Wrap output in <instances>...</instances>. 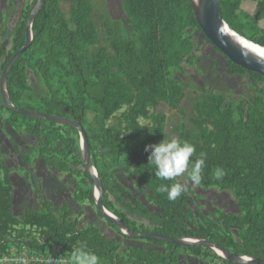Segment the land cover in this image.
Instances as JSON below:
<instances>
[{
    "label": "trees",
    "instance_id": "obj_1",
    "mask_svg": "<svg viewBox=\"0 0 264 264\" xmlns=\"http://www.w3.org/2000/svg\"><path fill=\"white\" fill-rule=\"evenodd\" d=\"M38 1H28L14 31L12 51L6 53L0 43V76L24 47L28 20ZM242 1L220 0L221 18L234 33L264 48V30H258V24L264 21V0L256 2L255 17L248 25L242 21ZM121 3L136 42L125 41L106 27L108 47L96 48L98 32L89 0H42L31 23L32 41L6 74L7 98L14 109L3 105L0 91V111L9 114L7 121H19L37 139V148L29 149L31 154L22 153L17 146L14 151L26 165L36 158L56 173L80 178L87 190L78 186L74 199L94 204V180L81 161L79 132L69 125L28 117L16 110L75 123L88 142L90 163L102 188V207L131 233L207 241L235 257L264 263V91L255 89L246 103L237 105V120L223 97L196 94L186 121L167 133V117L160 107L179 111L185 98L184 90L169 78V71L192 60V41L184 34L190 29L200 32L195 12L190 0ZM246 28L255 29L256 36H246ZM26 68L47 89V95L38 97L35 105L21 103L30 90ZM226 70L229 76L247 75L251 82L264 83V78L227 60ZM172 137L195 146L192 160L204 154L198 186L230 192L241 215L194 214L187 192L170 201L165 193L157 191L161 184L171 185L172 181L155 176L145 146ZM216 168L224 172L221 179L213 175ZM118 173L137 177L147 187L146 201L157 208L152 230L133 226L109 199L112 196L142 218L150 215L128 190L112 180ZM10 174L0 155V253L10 244L24 243L35 250L57 248L70 258L76 247L83 246L100 258V264H176L183 250L219 264H233L208 247H180L157 239L149 241L162 251L127 248L120 255L118 243L108 241L97 228L79 230L75 220L69 221L70 211L60 208L56 215L48 201L41 203L39 212L25 209L20 216L14 215Z\"/></svg>",
    "mask_w": 264,
    "mask_h": 264
},
{
    "label": "rangeland",
    "instance_id": "obj_2",
    "mask_svg": "<svg viewBox=\"0 0 264 264\" xmlns=\"http://www.w3.org/2000/svg\"><path fill=\"white\" fill-rule=\"evenodd\" d=\"M28 1L29 0H0V43L4 47L6 53L12 51L14 31L22 20V14L26 11ZM89 1L93 7V20L98 32V43L96 48L108 47L106 27H109L121 39L136 42L137 39L133 31L132 23L123 11L121 0ZM257 1L259 0L242 1L241 9L243 11L242 21L244 25H248L255 17V4ZM65 8H67V4ZM258 30H264V21L258 24ZM243 32L248 37L256 36L257 34H255V29L252 28H246ZM184 36L192 41V60L182 63L180 68L171 69L169 71V78L184 90L185 98L179 111H172L164 106L160 107V112L164 113L167 117V133L170 132L173 126L180 122H184V120L186 121L191 110L192 100L195 95L199 93L223 97L226 104L233 110L234 118L237 120V105L246 103V101L255 94V89L264 91V83L251 82L247 75L229 76L226 70L225 57L219 54L198 30L190 29ZM26 76L30 90L22 97L21 103L23 105H35L38 97L47 95V89L44 82L39 77H36L29 68H26ZM0 88L7 98L4 83ZM8 118L9 114L1 110L0 155L11 171L9 178L11 180L16 203L15 214L23 213V211H21L22 205L19 203L21 201H24L23 203H25L26 206H30L31 210L37 212L42 210L41 203L48 201L53 204L56 215L60 213L57 211V209L60 208L70 211L71 215L69 221L75 220L79 230L87 227H94L97 228L100 234L104 235L108 241L118 243L120 246V255L123 250L127 248L162 251V248L149 240L133 239L126 236V234L116 226L104 220L103 217L101 218L97 211L95 199L94 204L89 203L86 199L76 201L74 195L77 187H81L84 191L87 190V186L80 181V178L72 174L56 173L47 167L42 168L40 162H38L36 158L31 160L30 165H26L14 151V146H17L22 153L31 154L29 149L37 148V139L29 135L25 130V126L19 121L11 123L7 121ZM179 179L180 182H184V178ZM112 180L118 182L128 190L132 196L138 200L140 205L149 210L150 215L148 218H142L131 212L124 204L114 201V198L109 196L117 212L122 213L136 228L143 227L152 230L154 224L151 220L154 219L153 214L157 212V208L148 204L146 201L147 187L141 184L139 178L129 177L125 173L116 174ZM185 192H187L192 199L189 203V208L194 214L201 212L206 216L213 214L219 216L221 213L227 215H241V211L230 192H221L216 189H204L198 185L191 184L187 186ZM124 203L128 202L124 200ZM105 212L108 211L105 210ZM111 215L117 219L113 214ZM233 234H235V231H233ZM212 251L214 252V250ZM176 264L219 263L211 259H205L202 256H195L188 251L180 250L178 253V262Z\"/></svg>",
    "mask_w": 264,
    "mask_h": 264
},
{
    "label": "water",
    "instance_id": "obj_3",
    "mask_svg": "<svg viewBox=\"0 0 264 264\" xmlns=\"http://www.w3.org/2000/svg\"><path fill=\"white\" fill-rule=\"evenodd\" d=\"M191 5L193 7V10L195 12L196 20L198 27L200 29L201 34L203 37L209 42V44L225 59L230 62L231 64L243 69L244 71L248 73H253L257 76H260L264 78V65L252 60L249 57H246L242 53H240L238 50H236L232 45H230L223 37L222 35V26L228 27L222 20L221 14H220V0H200L198 5ZM42 4V0L38 1V4L36 8L33 10L31 13L29 20H28V25L29 28L26 31V37H25V45L20 51H18L11 62L9 63L7 69L3 72L2 77L0 79V87L2 86L3 83H5V78L6 74L12 65V63L21 56V54L26 50V48L30 45L32 41V36L31 34V23L33 20L34 15L36 12L40 9ZM5 85V84H4ZM1 89V88H0ZM1 91V96L3 100V105L7 108L14 109L10 103L8 102V98L5 97L2 89ZM18 113L32 117V118H37V119H42V120H47L51 121L54 123H58L60 125H69L73 129L77 130L80 134L81 138V144L84 145L88 157V162L90 163V152H89V146L88 142L86 139V136L83 132V129L75 124V123H70V122H65L62 119L56 118V117H47L44 115H40L38 113L32 112V111H27V110H16ZM82 161V160H81ZM83 163V162H82ZM84 170L91 175V177L94 180V185L98 190V195L95 196L94 194V199L96 202V207L97 211L103 216L104 220L109 222L110 224L116 226L119 230H121L123 233L126 234V236L131 237L133 239H145V240H150V239H157V240H162V241H167L170 242L176 246L180 247H188V246H194V247H208L213 250V248H216L218 251H220L224 256L225 260L231 262V263H236V264H264L260 263L254 260L251 261H243L242 258L244 257H235L232 255L230 252L210 243L207 241H202V240H195L194 243L191 244H186L183 243L182 240H167L166 238L158 237V236H152V235H134L131 233L120 221L115 219L113 216L110 218L105 214V210L102 207V188L101 185L98 181L97 174L93 176L88 168L84 165ZM96 172V171H95ZM215 253V252H214ZM216 254V253H215ZM217 255V254H216ZM218 256V255H217ZM220 257V256H219ZM222 258V257H221Z\"/></svg>",
    "mask_w": 264,
    "mask_h": 264
},
{
    "label": "clouds",
    "instance_id": "obj_4",
    "mask_svg": "<svg viewBox=\"0 0 264 264\" xmlns=\"http://www.w3.org/2000/svg\"><path fill=\"white\" fill-rule=\"evenodd\" d=\"M149 152L148 162L155 167V176L164 181H172L171 185L161 184L157 191L165 193L170 201L178 199L189 184L199 185L202 180V170L205 166L204 154L201 158L192 160L195 146L188 141L172 137L163 139L155 145H146ZM213 175L221 179L224 172L216 168ZM179 178H184L180 182ZM71 264H100V258L83 246L76 247L70 256Z\"/></svg>",
    "mask_w": 264,
    "mask_h": 264
},
{
    "label": "built area",
    "instance_id": "obj_5",
    "mask_svg": "<svg viewBox=\"0 0 264 264\" xmlns=\"http://www.w3.org/2000/svg\"><path fill=\"white\" fill-rule=\"evenodd\" d=\"M37 244L44 243L37 240ZM0 264H71L70 258L60 249L35 250L24 243L10 244L6 252L0 253Z\"/></svg>",
    "mask_w": 264,
    "mask_h": 264
},
{
    "label": "bare ground",
    "instance_id": "obj_6",
    "mask_svg": "<svg viewBox=\"0 0 264 264\" xmlns=\"http://www.w3.org/2000/svg\"><path fill=\"white\" fill-rule=\"evenodd\" d=\"M190 1H192V4H194V5H198L200 2V0H190ZM222 35H223L224 39L230 45H232L236 50H238L240 53H242L246 57H249L252 60L257 61V62L264 65V48L263 47H260L256 44L246 40L245 38L237 35L229 27L222 26ZM81 151H83L82 152L83 165H85L88 168L89 172L93 176H94V174L96 175V172L93 169V167L91 166V163L88 162L86 149H85L84 145H82V144H81ZM94 194H95V196L98 195V190L96 187H95V193ZM105 214L110 218L112 217V215L108 212H105ZM182 242L186 243V244H191V243H194L195 240H189V239L184 240L183 239ZM213 250L218 256L225 258V256L220 251H218L216 248H213ZM242 260L243 261H251L252 259L249 260L248 258H242Z\"/></svg>",
    "mask_w": 264,
    "mask_h": 264
},
{
    "label": "crops",
    "instance_id": "obj_7",
    "mask_svg": "<svg viewBox=\"0 0 264 264\" xmlns=\"http://www.w3.org/2000/svg\"><path fill=\"white\" fill-rule=\"evenodd\" d=\"M38 162H40V164H41V166H42V168H46L45 166H44V164L42 163V161H40V160H38ZM34 163H35V161H34ZM33 164V163H32ZM34 165H36V164H34ZM10 182H11V180H10ZM14 192V191H13ZM13 192H12V212H13V214L14 215H21V214H15V205H16V203H15V198H14V195H13ZM24 201H21V202H19V203H21V205H22V207H21V211H23L24 212V210L25 209H30V206H26V204L25 203H23ZM24 205V206H23ZM21 213V212H20Z\"/></svg>",
    "mask_w": 264,
    "mask_h": 264
}]
</instances>
